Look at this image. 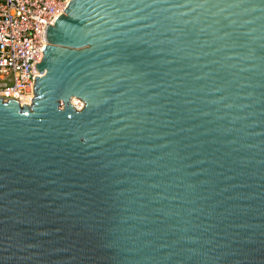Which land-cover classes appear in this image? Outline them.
Instances as JSON below:
<instances>
[{"label": "water", "instance_id": "1", "mask_svg": "<svg viewBox=\"0 0 264 264\" xmlns=\"http://www.w3.org/2000/svg\"><path fill=\"white\" fill-rule=\"evenodd\" d=\"M63 12L0 98V264H264V0Z\"/></svg>", "mask_w": 264, "mask_h": 264}, {"label": "built area", "instance_id": "2", "mask_svg": "<svg viewBox=\"0 0 264 264\" xmlns=\"http://www.w3.org/2000/svg\"><path fill=\"white\" fill-rule=\"evenodd\" d=\"M69 0H0V98L31 105L43 32Z\"/></svg>", "mask_w": 264, "mask_h": 264}, {"label": "rangeland", "instance_id": "3", "mask_svg": "<svg viewBox=\"0 0 264 264\" xmlns=\"http://www.w3.org/2000/svg\"><path fill=\"white\" fill-rule=\"evenodd\" d=\"M75 100H76V104H75V103H74V104H75L76 106H77L78 104H81V105H82V103H81L80 100H78V99H75ZM81 105H78L77 107H80Z\"/></svg>", "mask_w": 264, "mask_h": 264}, {"label": "bare ground", "instance_id": "4", "mask_svg": "<svg viewBox=\"0 0 264 264\" xmlns=\"http://www.w3.org/2000/svg\"><path fill=\"white\" fill-rule=\"evenodd\" d=\"M72 103H73V104H74V103L76 104V100H75V98L72 99ZM81 103H82V102H81ZM78 105H81V104H78ZM78 105H77V106H78ZM80 107H81V106H80Z\"/></svg>", "mask_w": 264, "mask_h": 264}]
</instances>
